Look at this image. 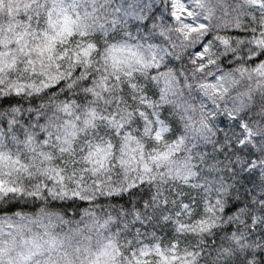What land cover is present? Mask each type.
Returning a JSON list of instances; mask_svg holds the SVG:
<instances>
[{
    "label": "clouds",
    "instance_id": "9594fccd",
    "mask_svg": "<svg viewBox=\"0 0 264 264\" xmlns=\"http://www.w3.org/2000/svg\"><path fill=\"white\" fill-rule=\"evenodd\" d=\"M0 264H264V0H0Z\"/></svg>",
    "mask_w": 264,
    "mask_h": 264
}]
</instances>
